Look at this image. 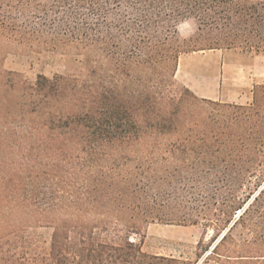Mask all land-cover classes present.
I'll use <instances>...</instances> for the list:
<instances>
[{
    "label": "trees",
    "instance_id": "1",
    "mask_svg": "<svg viewBox=\"0 0 264 264\" xmlns=\"http://www.w3.org/2000/svg\"><path fill=\"white\" fill-rule=\"evenodd\" d=\"M0 39L75 65L0 70V264H193L130 240L158 177L202 195L200 264H264V84L245 106L176 79L189 53L264 56V0H0Z\"/></svg>",
    "mask_w": 264,
    "mask_h": 264
},
{
    "label": "rangeland",
    "instance_id": "2",
    "mask_svg": "<svg viewBox=\"0 0 264 264\" xmlns=\"http://www.w3.org/2000/svg\"><path fill=\"white\" fill-rule=\"evenodd\" d=\"M195 30L193 22H185L179 26V34L183 39L191 38ZM6 46L7 44L0 39V70L11 72L13 74L9 76L11 80L17 75L18 79L34 83L39 75L51 78L55 74L73 71L75 66L72 65L69 55L67 57L61 54L30 55L18 47ZM197 53L200 58L189 59L188 57L193 54L189 53L182 56L183 60L188 58V61H191V67L206 75L217 71L221 59L229 62L223 85L224 94L232 101L228 103L245 106L252 104L254 85L264 84V56L222 51L207 56L202 54L203 52ZM176 79L183 84L180 78L176 77ZM13 100L14 96L11 95L5 101L10 104ZM159 179H157V188L153 191V194H157L159 198L153 206L155 217L160 221L150 223L141 235L132 234L130 240L137 244L143 240L142 249L145 253L175 257L193 264H200L201 260L197 261L196 255L197 245L203 236L205 222L193 208L200 206V203L196 204L195 199L200 200L202 195H195V197L187 195L176 185L163 186V182ZM175 189L178 190L177 193ZM194 222L197 224H193ZM115 235L116 232L110 233L111 237ZM211 236V231L204 235L205 245L209 243Z\"/></svg>",
    "mask_w": 264,
    "mask_h": 264
},
{
    "label": "crops",
    "instance_id": "3",
    "mask_svg": "<svg viewBox=\"0 0 264 264\" xmlns=\"http://www.w3.org/2000/svg\"><path fill=\"white\" fill-rule=\"evenodd\" d=\"M215 52L218 53L219 51H206L202 54H206L205 56L208 54L215 55ZM188 58L194 60L200 57L198 53L195 52ZM188 58L185 59V61L183 60V57L180 59L179 68L177 71V77L180 78L179 80L200 98L213 101L232 102L231 99H229L227 95L224 94L223 90L226 69L229 62L221 59L217 71L206 75L197 72L193 67H191V61H188Z\"/></svg>",
    "mask_w": 264,
    "mask_h": 264
}]
</instances>
